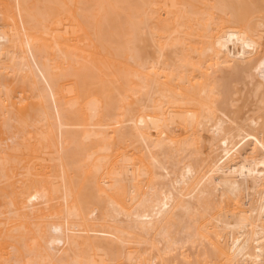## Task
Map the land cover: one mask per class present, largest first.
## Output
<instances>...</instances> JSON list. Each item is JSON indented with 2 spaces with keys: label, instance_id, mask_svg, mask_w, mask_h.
<instances>
[{
  "label": "bare ground",
  "instance_id": "1",
  "mask_svg": "<svg viewBox=\"0 0 264 264\" xmlns=\"http://www.w3.org/2000/svg\"><path fill=\"white\" fill-rule=\"evenodd\" d=\"M0 264H264V0H0Z\"/></svg>",
  "mask_w": 264,
  "mask_h": 264
}]
</instances>
